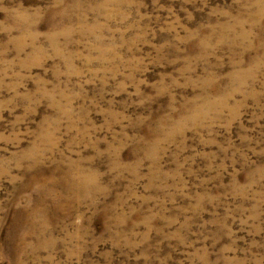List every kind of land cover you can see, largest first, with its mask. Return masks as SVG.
I'll use <instances>...</instances> for the list:
<instances>
[{"label": "rangeland", "instance_id": "374dc122", "mask_svg": "<svg viewBox=\"0 0 264 264\" xmlns=\"http://www.w3.org/2000/svg\"><path fill=\"white\" fill-rule=\"evenodd\" d=\"M0 264H264V0H0Z\"/></svg>", "mask_w": 264, "mask_h": 264}, {"label": "bare ground", "instance_id": "6f19581e", "mask_svg": "<svg viewBox=\"0 0 264 264\" xmlns=\"http://www.w3.org/2000/svg\"><path fill=\"white\" fill-rule=\"evenodd\" d=\"M77 178V177H76ZM74 179V178H73ZM76 180V179H75Z\"/></svg>", "mask_w": 264, "mask_h": 264}]
</instances>
